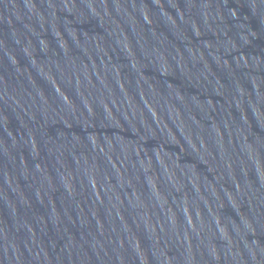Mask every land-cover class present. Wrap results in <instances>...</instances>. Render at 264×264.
<instances>
[{"label": "water", "instance_id": "1", "mask_svg": "<svg viewBox=\"0 0 264 264\" xmlns=\"http://www.w3.org/2000/svg\"><path fill=\"white\" fill-rule=\"evenodd\" d=\"M0 264H264V0H0Z\"/></svg>", "mask_w": 264, "mask_h": 264}]
</instances>
